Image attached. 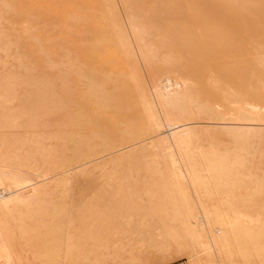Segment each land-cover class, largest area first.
Returning <instances> with one entry per match:
<instances>
[{
	"label": "rangeland",
	"instance_id": "rangeland-1",
	"mask_svg": "<svg viewBox=\"0 0 264 264\" xmlns=\"http://www.w3.org/2000/svg\"><path fill=\"white\" fill-rule=\"evenodd\" d=\"M260 44L264 0H0V161L13 155L38 175L24 201L0 187L12 249L0 264H264V226L241 248L220 240L216 256L197 254L182 224L193 216L207 235L217 207L264 217V128L250 135L264 120L251 114L257 125L239 132L223 104L234 89L260 109ZM183 76L185 114L204 129L185 125L190 148L175 160L154 120L183 124L157 113L171 94L183 109V86L154 89ZM217 107L221 128H206ZM179 165L203 180L197 193L173 174Z\"/></svg>",
	"mask_w": 264,
	"mask_h": 264
},
{
	"label": "bare ground",
	"instance_id": "bare-ground-1",
	"mask_svg": "<svg viewBox=\"0 0 264 264\" xmlns=\"http://www.w3.org/2000/svg\"><path fill=\"white\" fill-rule=\"evenodd\" d=\"M128 30L134 31L133 26L129 25ZM262 64L263 66L261 65V61L257 63L259 70L262 68L264 69V61ZM177 85L181 86V88L183 86L181 83H176V81L172 78L164 79L161 81L160 86L154 89V92L165 97L167 95V90ZM241 94V92L234 89L231 90L229 97L225 100V104L226 110L229 111L235 120L234 126L237 130L242 133H247L250 129L255 128L248 124L249 121L253 120L251 111L255 110L259 113L260 109L250 101L243 102L241 100ZM148 110H151L149 106ZM152 119H155L154 114H152ZM154 123L157 124L164 134H166L163 141H165L170 148L174 149V152L171 153V157L175 160H182L183 145H185L184 148L187 150L190 148V146L186 144L190 137L188 127L183 124L174 126L172 122L164 118H162L158 123L154 120ZM210 155L214 159L220 157V154L217 152H210ZM12 157L13 155H10L7 159L0 161V169L9 174V177L6 178L2 177L0 174V187H2L1 193L4 197L6 196L8 198H12L15 202L24 201L28 198L24 190L32 185V181L36 179L38 175L35 172L27 173L26 170L19 168L17 164L12 162ZM173 172L176 177H183L185 182L188 183L187 186L197 193L199 186L197 182L203 180L196 178L192 169L187 168V166L183 167V165H179L175 167ZM222 181L226 184L228 183L227 179H223ZM169 190L171 192H177L179 190L178 184L170 181ZM193 191L192 193H194ZM177 198L178 197H176V199ZM198 207L201 213L200 219L202 218L206 224H210L214 217V221H216L217 226L214 231H208L207 235H204L200 229H197L193 216L185 218L184 220L182 219V224H185V228L189 236L192 240L199 242L200 250L196 251L197 254L201 251H211L217 256V246L219 245L220 240H223L227 247H231L233 245L228 243L232 240L234 241V245L240 248L244 247L246 243H255L260 240L261 237L259 235V231L256 230L259 226H264V217L260 213H251L248 211L238 210L236 208H233L231 211H226L217 207L212 217L204 205L200 204ZM203 238H206L207 242L202 241ZM11 255L12 249L4 236L3 231L0 229V257L7 259L11 258Z\"/></svg>",
	"mask_w": 264,
	"mask_h": 264
},
{
	"label": "crops",
	"instance_id": "crops-1",
	"mask_svg": "<svg viewBox=\"0 0 264 264\" xmlns=\"http://www.w3.org/2000/svg\"><path fill=\"white\" fill-rule=\"evenodd\" d=\"M260 46L264 49V44H260ZM261 53L264 54V51H261ZM252 61H253V64L255 65V68L257 69L256 57H254L253 55H252ZM262 63H263V61H261V65L263 66ZM261 72L264 74V69L263 68L261 69ZM191 86H192V83L186 77L183 76V93L180 94V96L183 97V109H182V105L181 106L176 105L175 107H172V106L170 107L169 106V101L172 98H174L175 96H177V94H171L169 96V101L168 102H164L162 107H161V109L157 110V113L160 114V115L163 113L164 116H168L173 121L181 120L183 122V125L189 126L194 131V135H195V134H197L195 132V130L196 131L197 130H202V129H204V127H200L199 123L191 122L190 121V117H188V115L185 114V111H187L188 108H189L188 105L193 101L191 93H190ZM229 90L230 89L223 90L224 91L223 94L225 95L226 98H228L229 95H230V91ZM259 93L261 94L262 97H264V85H262L260 87ZM255 100H257L259 105H260V111L258 113V111L256 112L255 110H252L251 111L252 116L254 118L258 117L260 120H264V104H263L264 100H258V99H255ZM224 103L225 102L223 101V104ZM160 111H162V113ZM216 111H217V113L214 116L211 117L212 119H214V121L205 123V125H207L206 128H209V127H212V126L217 127L219 129L221 128L220 123L224 122L223 120L225 118V113H224V110L222 109V107H217ZM228 118H230L229 115H228ZM249 125L250 126H255V125H257V123H250ZM260 125H261V128H259V129L255 128V129L251 130L250 131V135L256 134L262 128H264V124H260ZM219 150H221V149L218 148L217 151H219Z\"/></svg>",
	"mask_w": 264,
	"mask_h": 264
},
{
	"label": "built area",
	"instance_id": "built-area-1",
	"mask_svg": "<svg viewBox=\"0 0 264 264\" xmlns=\"http://www.w3.org/2000/svg\"><path fill=\"white\" fill-rule=\"evenodd\" d=\"M184 262L182 261V262H178V263H175V264H183Z\"/></svg>",
	"mask_w": 264,
	"mask_h": 264
}]
</instances>
